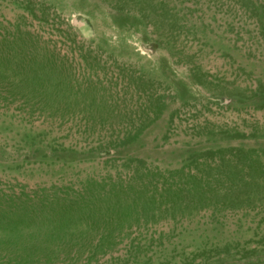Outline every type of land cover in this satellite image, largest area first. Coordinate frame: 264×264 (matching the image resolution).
<instances>
[{"label":"rangeland","instance_id":"374dc122","mask_svg":"<svg viewBox=\"0 0 264 264\" xmlns=\"http://www.w3.org/2000/svg\"><path fill=\"white\" fill-rule=\"evenodd\" d=\"M24 205L66 251L32 264H264V0H0Z\"/></svg>","mask_w":264,"mask_h":264},{"label":"trees","instance_id":"16d2710c","mask_svg":"<svg viewBox=\"0 0 264 264\" xmlns=\"http://www.w3.org/2000/svg\"><path fill=\"white\" fill-rule=\"evenodd\" d=\"M35 211L36 208L31 210L24 205L18 209H5L3 214H0V262L2 264H32L57 259L62 253L65 255L66 251L40 239L46 236L48 240H53L57 236L56 232L42 236L32 232L28 222L34 221ZM27 230L29 232H26ZM71 251L74 250H70V253Z\"/></svg>","mask_w":264,"mask_h":264}]
</instances>
